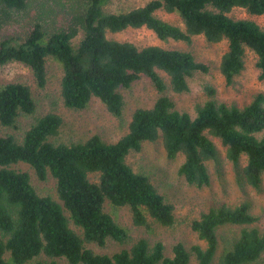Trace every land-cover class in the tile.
Listing matches in <instances>:
<instances>
[{"label":"trees","instance_id":"trees-1","mask_svg":"<svg viewBox=\"0 0 264 264\" xmlns=\"http://www.w3.org/2000/svg\"><path fill=\"white\" fill-rule=\"evenodd\" d=\"M64 15L50 16L51 10L37 0H0V67L11 62L32 69L39 84H46V61L55 57L63 66L61 96L69 109L83 110L94 99L108 111L121 116L124 96L143 77L149 78L161 94L150 109H138L132 116L128 133L116 143H105L93 136L84 143L56 145L50 139L60 134L63 118L50 113L40 118L25 133L22 142L14 136L0 138V264H27L44 255L66 258L70 264H190L191 255L181 243L173 256L165 246H150L145 239L130 249L110 257L95 254L86 245L104 247L109 239L124 243L127 231L105 212L106 202L129 207L136 226H146L148 216L163 226L175 223L174 206L168 203L150 179L136 173L127 163L132 151H141L146 142L162 139L171 160L184 155L179 174L197 187L210 184L207 163L218 162V150L211 137L221 140L227 159L240 170L246 166L241 184L260 190L264 184V93H259L245 108L220 103L216 90L207 87L209 99L196 106V117L177 110L164 93L190 91L188 79L208 73L207 64L190 52L167 50L159 46L138 48L131 42L108 38V32L146 27L162 40L191 43L203 36L209 43L228 41L221 61L227 84L245 68L246 49L258 56L260 79L264 82V28L251 20H237L230 13L244 9L250 16L264 15V0H152L126 13L105 14L107 0H69ZM40 20L25 38L4 34L3 27L29 10ZM159 10L178 13L184 28L156 16ZM42 23L53 25L45 29ZM83 33L79 46L73 40ZM160 72L169 79L168 84ZM36 104L29 86L7 84L0 90V122L12 127L21 114L31 115ZM30 165L40 180L50 173L57 181L60 203L40 196L28 172L12 167ZM91 174L99 175L93 183ZM66 210L83 231L78 235L69 227ZM257 217L249 203L235 208L226 204L211 208L192 224L206 248L194 246L197 264H213L219 250L218 229L227 225H252ZM264 231L244 228L223 257V264H264ZM36 264H58L38 262Z\"/></svg>","mask_w":264,"mask_h":264},{"label":"rangeland","instance_id":"rangeland-1","mask_svg":"<svg viewBox=\"0 0 264 264\" xmlns=\"http://www.w3.org/2000/svg\"><path fill=\"white\" fill-rule=\"evenodd\" d=\"M46 4L50 9V16L64 15L72 3L69 0H37ZM152 0H107L102 4L105 14L126 13L151 2ZM60 15V16H61ZM156 16L173 25L184 28L182 19L178 13H167L159 10ZM237 20H251L264 28V15L250 16L244 9L237 8L230 13ZM40 20L36 11L29 10L16 16L3 27L6 35L25 38L34 30L35 24ZM45 29H51L53 25L45 24ZM108 38L120 42H131L142 49L149 46H159L167 50H180L190 52L199 62L209 66L208 73H196L188 79L190 91L176 94L170 89L164 95L169 96L175 103L177 110L187 112L193 118L196 117V106L204 104L209 95L207 87L216 90V100L220 103L235 105L245 108L251 104L259 93H264V82L260 79V70L257 66L258 56L250 49H246L245 68L235 77L233 84L229 85L221 72V61L228 51V41L209 43L203 36H198L191 43L175 40H160L152 31L143 28H128L119 33L108 32ZM83 39L81 32L72 45L77 48ZM46 84L39 86L33 71L28 66L11 62L0 67V90L10 83H21L32 90L36 104L33 114H21L14 126L5 127L0 122V138L14 136L18 142H22L25 133L40 118L47 114L55 113L63 118L60 134L50 140L56 145H72L84 143L93 136H99L105 143H116L125 136L130 127L132 116L138 109H150L160 97L153 82L143 77L128 89H121L124 96V106L121 116L110 113L99 99L94 98L83 110L69 109L65 106L61 96V82L63 78V66L55 57H48L46 61ZM169 84V77L160 72ZM218 150V162L207 163L210 184L197 187L187 183L179 174V168L184 162V155H179L171 160L167 157L162 139L156 142H146L141 151H132L127 158L128 165L139 174L147 176L164 196L165 200L174 206L175 223L172 226H163L148 216L146 226H136L133 222V213L129 207H116L110 202L105 204V212L110 214L116 223L128 233V239L119 243L112 239L107 241L104 247L96 244L86 245L95 254L108 255L110 257L125 249H130L139 240L145 239L150 246L162 242L165 246V255L173 256V247L181 243L191 255L190 264H197L196 255L192 252L194 246L206 248V243L200 240L198 233L192 229V224L200 220L202 215L208 213L211 208L226 204L232 208L247 202L251 206V212L257 217V222L252 225L238 226L227 225L218 229L219 250L213 264H223V257L230 249L234 239L238 238L244 228H257L264 231V184L260 190L249 185L241 184L240 175L246 166L247 157L243 156L240 162V170L227 159L226 147L218 138L211 137ZM15 170L25 171L31 175L32 185L40 196H49L60 203L57 192V181L49 173L45 180H40L30 165L20 163L12 167ZM264 177V176H263ZM93 183L99 182L98 174H91ZM69 227L78 235L83 231L77 227L71 215L66 211ZM264 259V255H263ZM9 264H14L10 253L6 255ZM58 264H70L66 258L49 259L41 255L27 264L38 262Z\"/></svg>","mask_w":264,"mask_h":264}]
</instances>
